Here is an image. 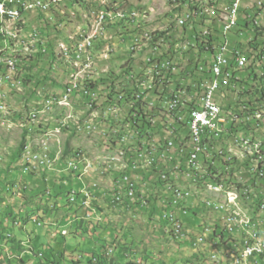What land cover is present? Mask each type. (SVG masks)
<instances>
[{"label":"built area","instance_id":"built-area-1","mask_svg":"<svg viewBox=\"0 0 264 264\" xmlns=\"http://www.w3.org/2000/svg\"><path fill=\"white\" fill-rule=\"evenodd\" d=\"M84 1L78 0L81 4ZM63 2L64 0H0L2 50L6 43H13L14 47V59L11 62H0V105H4V99L9 97L4 88L17 89L15 80H21L22 75L19 74L21 67L34 61L39 53L45 54V58L51 64L50 54L46 50L49 44L42 37L43 32L39 29L40 32L37 30L28 32L25 16L39 12L50 19L54 13L53 7ZM168 2V17H174V32L166 36L171 37L182 29L181 37L177 41L159 37L150 48L151 54L144 59L139 57L138 62H131L129 51L143 39L145 32H149L141 29L139 21L148 14L143 13L142 8V11L133 12L127 7L128 5L123 7L116 2L89 8L84 16L87 20H91L93 33H99V44L91 45V37L82 38L84 26L78 28L76 34L68 36L66 69H61L60 75L70 73V82L61 85L57 97L78 94L90 103L100 102L105 106L108 103H117V110L110 113L123 115V125L119 126H124L127 134L142 133L141 147L144 148V153H149L144 146V139L158 141L160 145H164V152L158 154L159 164H156L155 172L147 171V163H141V167H134V161L129 155L124 157V167H115L112 163L102 162L104 169L122 172L132 170L134 173L140 171L154 175L157 174L158 167L170 164V167L177 169L176 178L158 175L161 187L167 194H170L167 191V182L207 178V173L203 176H188L184 171V164L205 165L207 172H212L213 169L214 179L210 180L228 188V181L235 177V172L224 152L218 150V142L226 139L241 140V143L248 145V154H239V160L242 161V175L251 181L259 199L264 195V170H260V163L264 160V113L249 112L248 109L243 108V101L254 100L264 106V95L253 96V89H259L264 76V40L261 36V25L252 27V17H259L264 13V0H210V6H205L204 11H197V2L201 0H168ZM171 4H178L177 16H170ZM3 12H12V20L4 21ZM196 14H203V21H196ZM104 19H111V26H104ZM117 20H120L123 26L127 23L133 30L125 31L126 34L120 31L114 36L113 28ZM15 25L16 27H13ZM6 26L13 28L8 29ZM20 32L35 36V43L31 45L33 60H26L19 42L11 40V33ZM114 39L120 41L117 45L120 52L115 51ZM253 40H260L258 50H250V43ZM178 41H186V48L177 49ZM121 52L127 57L122 64L125 66L113 74L110 66L104 63L111 61ZM185 54L191 58H184ZM17 55H24V62H17ZM77 58H87V65H77ZM92 60H99V68H92V78L88 82L92 80L101 82V91L97 94H89L87 84L85 89L77 88L79 70L83 66H92ZM182 62L185 64L184 67L181 66ZM195 63L198 64L199 69L193 75ZM129 68L131 71L125 74L123 70ZM247 68L249 71H246ZM137 73H147V80L137 81ZM53 74L55 73L52 72ZM175 80L193 83V90L189 93L181 92V101H177L175 105H162L161 97L168 96L173 90H179ZM125 85H132V92H125ZM48 91L49 89L40 94L45 99V105L51 100L48 99ZM124 94H131V101L128 105H119V97ZM130 113L133 114V119L129 118ZM91 114L96 113L73 111L72 118L77 119L79 129L88 131L96 129L98 125L118 126L111 121L101 124L84 122V115ZM32 118L29 117L24 123H32ZM58 121L54 129H67L62 117ZM144 123L145 125L149 123L153 129H141ZM182 124H187V133L196 136V143H181ZM44 127L45 131L51 130V122L44 124ZM205 136H214L213 145L203 144ZM106 143L109 144V141ZM50 153L51 151H43L36 158L42 164H46ZM149 155V163H151V153ZM245 163H252L253 171H246ZM73 164H78V170L91 166L83 155ZM130 185L136 184L126 173L120 182V188L114 189V192L130 191ZM88 192L89 190L81 192L84 199ZM174 198L183 197L174 195ZM134 199L135 193H132L131 202ZM190 200L185 198V203ZM113 201L115 204L121 203ZM75 202L73 200V203ZM203 204L206 208L215 207L210 203ZM221 211L225 210L216 207L217 214H221ZM160 215L164 218V216H172V212L162 211ZM222 219L227 233V226H233V219ZM179 225L183 228L182 224ZM242 226L245 224L242 223ZM245 247L255 257L264 256L260 249Z\"/></svg>","mask_w":264,"mask_h":264},{"label":"rangeland","instance_id":"rangeland-1","mask_svg":"<svg viewBox=\"0 0 264 264\" xmlns=\"http://www.w3.org/2000/svg\"><path fill=\"white\" fill-rule=\"evenodd\" d=\"M87 2L88 5H90L89 8H94L92 5H95V7L97 8V6L99 7V5L104 6L106 4H113V2H116L120 6L123 5V7L124 5H128L127 7L132 9L133 12H139L143 9V13L148 14L146 18L140 19L139 21L141 24V29L149 32H145L143 39L139 43H137L136 46H133L130 49L129 58L131 59V62H138L139 57H141V53L144 54L148 51L144 55L146 57L150 55V48L154 45L150 42L154 40V34L156 32L165 31L168 26L171 25V22H174V19L169 20V3L166 2V0H87ZM61 6L62 7L58 8V11H54V15L52 16L54 21H52L50 24L47 22L48 19L42 16H38L37 13L29 14L28 16L31 17L32 21L31 24H27V31L30 32L40 30L44 32L48 27L53 28V31H50V36H55V39L52 38L53 42L56 41V39L59 40L60 38L65 41V38L66 36H68V34H76L75 31L78 28L83 27L84 23L87 22V19L84 16L85 11L83 9L70 11L67 6L64 7L63 4H61ZM173 8L174 7L170 5L171 11L174 10ZM56 14L59 15L55 16ZM104 21V26H111V19H104ZM196 21H203V18H201V20L199 18V20ZM116 23L119 24L121 23V21L117 20ZM6 27H8L9 29L16 27V25L13 27ZM54 28H56L58 31L54 30ZM124 29L125 31L133 30L130 26H128L127 23H124V28L121 31L123 32ZM182 31V29L179 30L178 33L171 36V39L174 41L179 40ZM62 33H65L64 37L62 36ZM45 34H48V32ZM113 34L115 36L119 34V31H113ZM148 36H151L152 38L150 41L147 39ZM90 37L92 45L99 44V33H93V25H91V20L87 28H83L82 31V38ZM11 40L19 42V45L22 46V52L25 54L26 60H33V46L31 45L35 42V36H31L27 32H23L19 36L17 35V33H11ZM114 40L115 51L120 52V49H118L117 47L120 41L117 39ZM185 43L183 45H185ZM1 46L2 45H0V49L2 50ZM180 49H182V47ZM1 50V62H7L8 60L11 61L14 59L13 43H6V45L4 46V50H2V52ZM57 51L59 52L60 60L66 61L63 65V69H66L67 57L64 56H66V54L68 53V46H66V43L62 42L58 46ZM5 52H8L7 55ZM2 53H4L5 55ZM23 57L24 55H17V62H24ZM187 57L191 58L190 56ZM122 59L123 57L120 53L115 55L114 59L112 60L113 64L111 65V67H113L114 70L119 71ZM92 61V66H83V68L81 69L82 71L79 70V76L77 77V82L79 84L77 83V88L85 89L84 87H86L87 84L89 94H97L101 91V82L99 80H92L91 82H88L92 78V68H99V61L98 63L97 60ZM77 65H87V58H77ZM181 66L184 67L185 64L182 62ZM52 67V72H54L55 74H50V76L48 77L49 81L47 83V87H53L55 84L64 85L66 81L67 83L65 85H67L70 82V73H62L60 75L61 68L59 66L57 67V64H54ZM27 68L31 70L27 73L24 72V79L26 78V76L28 77L27 85H21V80H15V87L17 88V90H15L13 94V97L15 96V98L8 99V103L14 110H12V116L8 118V120L10 121L5 123L3 121H0V153L2 154H0L1 185H4L6 183L7 179H5V175L11 174L12 170H16V175H19L20 171L21 173H23L22 168H24L26 163L28 165V167L25 168L27 172H37L41 170L33 169L34 161L39 150L51 151L52 149L56 153H58L59 150H62L64 153L66 149H69L71 152V154L69 155L70 158H73L74 156H77L76 154L81 153V155L86 158V161L91 163L90 168H84V170H89L88 174L92 172V165L94 166L95 162L96 166L98 167L97 169L99 172H101V174H107L105 171H103L102 162L112 163L115 167H124V158L121 159L120 154V152L124 151V149L126 150V154L124 157L129 154L131 159L136 160V154L140 150L139 144L141 142V138L131 135L132 138H130V140H128L126 144H123L119 141L120 138L126 135V128L124 126H119L123 125L122 114L112 115L110 113V111H116L117 103H114V105L113 103H108L107 106L101 105L100 102L90 103L85 100L84 97H80L78 94H70V96L57 97V95L49 90L48 99L51 100L47 103V105H45V99H43L42 96H37L35 94L36 91L30 97L29 95L33 93V89H36V87L40 88V94L44 91L42 90V87L45 85L47 80V77H44L45 74L48 75L47 66L38 67V64H33L31 67L29 66ZM137 75L140 76L142 75V73H137ZM66 76L68 77V80ZM180 85L181 87L179 90H173L172 92L180 94L182 91V87L183 90H186L189 89L190 85L193 86L192 83H188L185 85L182 82L180 83ZM125 86L129 87L131 85ZM5 99V104L0 105L6 110V112L2 113V115L9 116L10 111L8 109V106L6 105ZM35 100H39L35 103L37 105V109L35 107V104L33 103ZM128 104L129 103H127L126 105ZM73 111H81L83 113H93L94 111L96 113L91 115H84V122L101 124L111 121L118 126L98 125L96 129L90 131H88L87 129H79L77 119L72 118ZM33 114H37V117L35 119L32 118V121L34 120L33 122L37 121L36 123H26L23 125L21 124L20 120H25L28 115L32 117ZM51 115H54L55 119L53 122L51 121L52 130L49 131L56 133V137L54 136L55 138L46 140V138H42V134L39 133V131H41L40 126L46 124V116L50 117L51 120H53ZM61 117L62 121H65L67 129H54L56 128L55 126L58 124V120H60ZM30 127L33 128L32 132L29 129ZM40 140V149L38 150V141ZM107 141H109V144L106 143ZM25 145L31 147L30 150L31 152H33V156L30 157L29 150H25L23 148ZM12 153H14L15 155H13L12 160L10 161ZM27 153H29V155H27ZM59 155L60 152L58 153V156ZM81 155H78V159ZM49 158H51V155L49 156ZM74 162L68 161L67 169L63 164L64 162H62L61 170L63 169L64 171H66V174L70 173H68L67 171L78 170V164H73ZM52 163L53 162L51 161L50 166H47L45 164H41V166L43 168H50L52 167ZM58 163L56 164V166L58 165ZM69 164H72V166H69ZM56 166L54 168H56ZM77 172H79V170ZM44 173L45 172H43V174ZM158 173H160V171H158ZM158 173L155 175L156 177H158ZM43 174H31L33 177L40 176L44 184L38 186V189H36V192L35 194H33V196L29 194L31 191H33L30 186H28L27 189L23 188L22 197H16V201L14 203L13 201H11L12 199H14V194L10 192L15 191L12 190V188H10V190H12L10 192L5 193L1 191L2 194L0 195V237H3V235H11L13 239H22L25 242L27 248L31 247L35 250V254L32 255V260H27V262L24 264H29L30 262L31 264H89L88 260L92 255L100 256V254H102L104 250L108 249H115L113 261L116 263L122 262L121 264H128L132 261H135V263L137 261H142L143 264H210L212 263L213 254H216L218 257H220L221 264H236L235 259L237 256H239L240 247L239 245H237L239 243V234H236L234 226L231 231L227 230V233L230 237L234 234L236 235H234L232 239L224 242L225 244L221 243L218 238L213 236V233L207 235L203 243L197 244L194 242L197 236H192V233H190L189 230H186L187 228L184 229V233L185 236L187 234L188 236H191L190 239L176 238L173 237V234L166 230V228L162 224L149 222L147 213H145L141 207L123 208L116 207V204L111 203L110 199L113 193L112 184L116 182L113 174L111 173L105 176L93 170V174L98 175H96L93 179H91V181H88V183H86V186L88 188L90 187L89 189L93 190L92 192L89 190L83 203L84 205H89L82 206L80 204V206H78L77 208L75 207L76 205H71L76 209H70L69 206L70 201L73 203V200L76 201L78 199V197H76V191L78 189L77 183L72 181V179L71 181H67V183L62 186L63 192L59 195H56L55 187L53 186V183H50L52 181V179L50 178L51 173H48L47 177H45V179L49 180H44L43 178L45 175ZM58 174L59 173H55L53 174V176H58ZM26 175L28 176V174ZM86 175L82 177L80 176L81 180L83 179V181H85L87 179ZM242 180L246 181L247 178L242 177ZM151 182L154 183L155 181ZM1 185L0 188L2 189L3 187ZM10 185L11 184H9V186ZM192 191H195V189H192ZM69 192H72L70 194V201H68L67 196ZM195 193L196 195L190 202V206H195L199 210L198 215L196 214V217L199 221L194 225L196 232H198L199 235L204 234L203 228L204 226H207V223H213L211 225L213 229L215 228V224L217 223L219 224L218 226H220V228H223L220 224V221L217 220L218 216L215 214L216 212H212L210 208L206 209L203 204V199L207 194H197L198 192ZM15 194H17V192ZM150 194L151 192L149 189L145 190L144 187H141L140 192H138L139 197L137 199V202H140V206L142 205L143 201L147 199L150 200V207L153 206V208H155L156 206H158V203L160 201V194L153 198ZM200 195L202 197H200ZM29 196L32 198H29ZM163 198L167 199V193H163ZM22 199L26 202L24 205L21 203ZM262 199L263 196L258 200L261 201ZM30 200L34 201L38 206H41V203L44 202L49 205L52 204V202H54L55 200H58V203L60 202L62 206L56 211L52 210L48 212H54V218H58V220L60 218L64 219L62 227H48L49 225H46V227H40L38 223H35L33 221L37 220V222L40 223H47V221L44 219V217H41L39 216V214L35 213L34 215H32L33 221L28 223L29 233H26L25 236H22V232L19 228H17V226L15 227L14 223L16 221L23 222V219H25V215L19 214V211L23 209V206L26 209L31 207L32 202ZM86 202L87 204H85ZM160 204L162 205V202H160ZM221 215L223 218L222 213ZM170 226L171 230H173V227L175 225L170 224ZM220 228H218V231H220ZM47 229L53 231L52 236H57V239L62 240L59 248H66L67 250L64 253L60 250L56 251V255H53V253L49 252V248L47 246L52 242V236H45L44 231ZM260 229L261 234H264V224H261ZM55 232L57 233L56 235H54ZM258 234L260 236L259 229ZM38 236H40L39 240H37ZM241 239L244 245V249L246 239L242 235ZM58 241H54V244L58 243ZM257 241L259 244H263L264 246V240H262L261 236L259 239H257ZM2 243L5 244V241L2 240ZM2 247L4 250H2L1 253H4V255L6 254L7 256V247L3 245ZM103 248L105 249L102 250ZM39 255H41V257H39ZM79 256L83 257L81 262H77ZM130 256H132V259ZM241 257V260H237L238 264H246L248 260L255 258L254 255L247 258H245L244 255H242ZM12 260L9 264H22L21 262L19 263L20 260L18 259H15V261ZM99 260L100 262H97L98 264H105L104 259H101L99 257L98 261Z\"/></svg>","mask_w":264,"mask_h":264},{"label":"bare ground","instance_id":"bare-ground-1","mask_svg":"<svg viewBox=\"0 0 264 264\" xmlns=\"http://www.w3.org/2000/svg\"><path fill=\"white\" fill-rule=\"evenodd\" d=\"M166 2H168V0H166ZM171 6L174 7L173 8L174 10H172L174 12V16H177L178 4H171ZM205 6H210V0H201V2H197V11H204ZM196 17H197V20H199V18L201 20V18H203V14H196ZM3 19H4V21H11L12 12H3ZM87 22L88 23L85 24L86 25L85 28H87L88 24H90V20H87ZM259 25H261V36H262V40H264V13H261L259 15V17H252V27H259ZM21 33H23V32L17 33V35L19 36ZM147 39L150 41L152 38H151V36H148ZM257 41L260 42V40H253L250 43V50H252L251 49L252 44L256 43ZM63 43H66V42H63ZM150 43H153V42L151 41ZM258 46H260V45H258ZM181 47H182V49H185L186 43L183 46H180V45L177 46L178 49H180ZM5 49H6V47H5ZM12 52H13V50H12ZM30 52H31V50H30ZM7 53H6V55H7ZM2 54H4V53H2ZM56 55L58 57V60L55 62L51 61V70H53L52 66L54 64H57V67L59 66L61 69H63V65L66 62L64 60H60L58 51H57ZM30 57H31V55H30ZM64 57H66V56H64ZM23 59H24V57H23ZM11 61L8 60L7 62H11ZM84 79H86V78H84ZM138 80L139 81L147 80V73H142V75H140V76L137 75V81ZM85 83H87V82H85ZM192 85H193V83H192ZM129 87L132 90V85ZM192 87L193 86L190 85L189 89H186V90H183V87H182L181 92L182 93H189L190 90H193ZM126 90H128V88ZM52 93L57 95V92L52 91ZM260 95H264V76L261 79V86H259V89H253V96H260ZM121 100H122V98L120 97L119 98V105H121V103H120ZM177 101H181V93L178 94L176 92L173 93L171 91V93L168 96L161 97V104L162 105H175L177 103ZM36 102H38V101H36ZM55 104H56V102H55ZM113 105H114V103H113ZM52 106H50V107H52ZM35 107L37 109L36 104H35ZM54 108H57V107H54ZM243 108L248 109V111L253 113V114L264 113V106H261V104H259L257 101H254V100H252L251 102H248V100L243 101ZM40 110H41V108H40ZM0 112L5 113L6 110L0 106ZM33 115H32V117L35 119L37 117V114L34 116ZM29 117H30V115H29ZM38 120H39V117H38ZM33 121H32L33 124L37 122V121L36 122H33ZM45 121H46V124H48L52 120L50 117L46 116ZM4 122H6V121H4ZM46 132L47 131H44L42 138L45 137L47 140V139H53L56 137L55 136L56 133H53L50 131H48L47 133ZM132 136L140 137L142 140V133H135V135H132ZM132 136L126 133V135L123 136L122 138H120L119 141L123 144H126L127 141L130 140V138H132ZM42 138H41V140H42ZM41 140L38 143L39 149H40ZM181 143L182 144L196 143V136L193 135V133H187V137L186 136L184 137L183 135H181ZM213 143H214V136L203 137V144L213 145ZM139 145H140L139 146L140 150L136 154L137 158H136V160L133 159L134 160V167H141V163H147V171L148 172H155L156 171V164H159L158 154H159V152H164V145H160L158 141L153 140V139H144V146L149 151V153H151V163H149L150 162L149 153H144V148L141 147V142ZM218 150L221 152H224V156L230 160V163L232 164V168H234L235 177H232L230 179V181H228V188L221 186V185H217L216 181L210 180V179H214V172H207V166L198 165V164H184V171H186L188 176H203L205 173H207V178H188V179H182V180L167 182V191H169L170 194H167V200L168 201L164 200L163 203L171 204L172 207L176 208V207L181 206L182 204L185 203V198L193 199L194 196L196 195L195 192H198L197 194H199V193L207 194L205 196V198L203 199L204 203H210L211 205L215 206V207H207V209L210 208V210L212 212H216V207L225 210V211H221V213L223 214V218L233 219V226L235 227V232L240 233L246 239L245 246H248L249 248H252V249H260L264 253L263 244H259L257 241V239H259L260 236L258 234L259 221H258V218H256V212L257 211H259V214L264 215V195H263V199L257 203L256 202L258 200L257 190L253 189L251 181L248 178L246 181L242 180V177H245V176L242 175V161L239 160V154H248V145L241 143V140L226 139V141L218 142ZM43 151H46V150H42V151L39 150L36 157H38L40 154H42ZM125 151L126 150L124 149V151L120 152L121 159L124 158V156L126 154ZM50 155H51V153H50ZM78 155H81V154H78ZM78 155L74 160H71V161L72 162L78 161L79 160ZM29 156L30 157L33 156L32 153H30ZM49 156L46 159L45 165H47V166H50V163L52 161L51 158H49ZM41 164H42V162H39L37 160V158H35L33 169H35V170L46 169V168H43L41 166ZM67 164H68V162H67ZM67 164H66V167H68ZM69 166H72V164H69ZM27 167H28V165H27ZM82 170H84V168ZM158 170L160 171V173H158V175H160V176H163L166 178H176L177 177V169L176 168H172L170 166L169 167L160 166ZM245 170L246 171H253V164L252 163H245ZM260 170H264V160H262V163H260ZM69 172L80 174L82 177V176H85L86 174H88L89 170L85 169L84 171H81V172H77V171H69ZM119 188H120V182L118 183V185L116 186L115 189H119ZM192 189H195V191H192ZM132 193H135V197H136V195H137L136 185H130V191H124V193L114 192V200H115V202H121L122 203L124 201V199L127 198V200L129 202H131ZM174 195H180L183 198H174ZM200 197H202V196L200 195ZM85 204H87V202ZM210 210H208V211H210ZM184 214H186V212H184ZM174 218H178V216H177V214L172 212V216H164L163 220H165L169 224L175 225L173 227L174 229L172 230V232L176 237L183 236L184 235V228H181V226L179 225L182 223L180 222L179 219H174ZM242 223H244L245 226H242ZM176 226H177V228H176ZM233 226H231V228H230V226H227V230L231 231ZM199 242L200 243L203 242V239L200 238ZM242 245H243V242H242ZM242 255H244L245 258H247V257L253 256L254 254L251 253L250 251H248L246 247L243 249V246H242Z\"/></svg>","mask_w":264,"mask_h":264},{"label":"clouds","instance_id":"clouds-1","mask_svg":"<svg viewBox=\"0 0 264 264\" xmlns=\"http://www.w3.org/2000/svg\"><path fill=\"white\" fill-rule=\"evenodd\" d=\"M69 2H71L72 4L70 5L69 4ZM63 4V6H71V8L69 9L70 11H73V10H84L85 12L86 11H88V9H89V7H87L86 8V5H88V2H87V0H85L82 4L80 3V2H78V0H64V2L62 3ZM61 6V4L59 5V6H55V7H53V11H58V8ZM100 6V5H99ZM98 7V6H97ZM85 12H84V14H85ZM37 14H38V16H43L41 13H39V12H36ZM83 14V15H84ZM29 15V14H28ZM28 15H26L25 16V19H26V22H27V24H31V21H32V19H31V17H29ZM54 15V13L52 14V16ZM52 16H51V18L49 19V18H46V19H48L47 20V22L50 24L52 21H54V19L52 18ZM44 17V16H43ZM82 17V16H81ZM28 28V27H27ZM59 29H62V28H59ZM54 30H57L56 28H54ZM50 31H53V28H47L44 32H43V38L48 42V44H49V46L48 47H46V50H48V54H50V55H53V58H52V60H56L57 59V55H56V51H57V48H58V46H59V44L61 43V42H67L68 41V36H69V34H68V36H66V38H65V41L63 40V39H56V41H54L53 42V40H52V38L53 39H55V36H53V37H51L50 36ZM58 31V30H57ZM48 32V34H45V33H47ZM48 35V36H47ZM62 36L64 37L65 36V33H62ZM0 45H2L3 44V42H2V40H0ZM121 54V56L123 57V59L121 60V64H120V67H119V71L121 70V69H123L124 68V66L125 65H122L124 62H125V60L127 59V57H125V56H123V54H122V52L120 53ZM117 55V54H116ZM115 57V56H114ZM114 57L112 58V60L114 59ZM144 57H145V55L144 54H142L141 55V59H144ZM112 60L111 61H109V62H105L104 63V65L105 64H108L109 66H110V68H112V70H110V71H112L113 73H117V72H119V71H116V70H114L113 69V67H111V65L113 64L112 63ZM33 64H38V67L39 66H41V67H44V66H47V71H48V75L47 74H45V78L47 77V80H46V83H45V85L42 87V90H44L42 93H44V92H46L48 89L49 90H52V91H54V92H59L60 90H61V88H62V86L61 85H57V84H55L53 87H47V83H48V81H49V79H48V77L50 76V74H52V70H51V64H50V62L48 61V59L47 58H45V54H42V53H39L38 54V56H37V58L34 60V61H32L31 63H29V64H27L26 66H24V67H21L20 68V71H19V74L20 75H22L21 76V85L23 84V85H27V82H28V79L26 80V82L24 83V80L27 78V76H26V78L24 79V77H25V68H27V67H31ZM37 70V69H36ZM184 83L185 85L186 84H188V82L186 81V82H183V80H180V83ZM54 83V82H53ZM20 85V86H21ZM19 86V87H20ZM39 89L40 88H38L37 90L34 88L33 89V93H31L30 95H29V97L32 95V94H34V92H35V94L37 95V96H40V93H39ZM15 90H17V89H15ZM15 90H12L11 88H4V91L5 92H7L8 93V95H9V97H7L6 99H5V102H6V105L8 106V109H9V111H10V115L9 116H7V117H5V118H3V115L2 114H0V121H7V122H9L10 120H8V118L9 117H11L12 116V108H11V106H10V104L8 103V99H13V98H15V96L13 97V94H14V91ZM42 100V99H41ZM36 101V100H35ZM35 101L33 102L34 104H35ZM37 101H39V100H37ZM35 109V108H34ZM14 111V110H13ZM51 117L53 118V120H52V122L54 121V119H55V116L54 115H51ZM3 118V119H2ZM28 118H29V115L27 116V118L25 119V120H20L21 121V124L23 125V124H26V123H24V121H27L28 120ZM52 122H51V124H52ZM5 123V122H4ZM27 123H30V122H27ZM30 124H32V123H30ZM40 128H41V131H39V133H41L42 135L44 134V131L46 130V128L44 127V125H42V126H40ZM30 129V131L32 132V130H33V128H29ZM72 129H75V128H72ZM71 130V129H70ZM38 143H39V141H38ZM25 150H29V153H33V152H31V150H30V148L31 147H29V146H24L23 147ZM38 150H39V146H38ZM37 150V151H38ZM66 150H69V149H66ZM66 150L64 151V153H63V151L62 150H59V152H60V155H59V157H53V150L51 149V160L53 161V163H52V167H50V168H46V169H41V170H39L38 172H27L26 170H25V168L27 167V163H26V165L24 166V168H22V172L24 171V173H26V174H35V175H39V174H41V173H43L45 170H47V169H51V168H53L54 169V167L56 166V164L58 163V162H64L63 164H64V166H65V168H66V164H67V162L68 161H71V160H74L77 156H74L73 158H70V154H71V152H69L68 154H66ZM36 152V151H35ZM29 153H27V155H29ZM78 154H81V153H78ZM78 154H76V155H78ZM129 155V154H128ZM73 156V155H72ZM65 157H66V160H65ZM85 158V157H84ZM86 159V158H85ZM129 161V160H128ZM165 165H167V167H169L168 165H170V164H165ZM92 167H93V169H92V171L94 170V166L92 165ZM102 168H103V171H105L107 174H109V173H113V174H115V175H117L118 176V179L116 180V178H115V183H113L112 184V187H113V193H112V196H111V199H110V202L111 203H114V201H113V194H114V189L116 188V186L118 185V183L119 182H121V180H122V178H123V176H124V174H128L129 176H130V178H132L131 180L135 183V180H136V176H138V177H140L142 174H144V172H140V171H138V172H136V173H134L132 170H126L125 172H122V171H117V170H107L106 168L104 169V167L102 166ZM158 169H159V167H158ZM158 171L159 170H157V173H158ZM67 172H69V171H67ZM71 174H73V175H76V176H78L79 178H80V174H77V173H73V172H70ZM92 173V172H91ZM90 173V174H91ZM90 174H88V175H90ZM152 175V174H151ZM156 174H154V175H152V179H153V181H155V183H157V180H156V178H158V180H159V177H156L155 176ZM87 176V175H86ZM155 177V178H154ZM135 178V179H134ZM80 180H81V178H80ZM83 180V179H82ZM136 184V183H135ZM157 185V187L160 189L159 190V193H157V195L158 194H160L159 196H160V201H159V203H158V206H156L155 208H153L154 209V211H156V213L154 214L155 216H157V217H159V219L160 220H162L163 222H165L166 224H167V227H166V230H168L169 232H171L172 234H173V232H172V230H171V226H170V224L168 223V222H166L165 220H163V218H162V216L160 215V213L162 212V211H169V212H174L175 214H177V216H178V219L180 220V222L182 223V225H183V228L184 229H186V230H188L189 229V227L191 226L188 222H187V220L188 219H190L191 217L192 218H197L196 217V214L198 215V213H199V210L195 207V206H190V202L192 201V199L188 202V203H184V204H182L181 206H178V207H176V208H174V207H172L171 206V204H163V202H164V200H166V201H168L166 198H163V193H165V191L162 189V187H161V185L159 186L158 184H156ZM138 186L139 185H136V190H137V195H136V197H135V199H134V201L133 202H129L128 200H127V198H125L124 199V201L122 202V203H120V204H116V207H123V208H133V207H141L142 209H143V211L146 209V208H149L150 209V211H152L151 213L153 214V210L151 209L152 208V206L150 207L148 204H147V201L145 200V201H143V203H142V205L140 206V205H136L137 204V199H138V197H139V195H138V192H140V190L141 189H139L138 188ZM150 187V188H149ZM149 187H147V188H145V190H150V192L152 193L153 191H152V187L151 186H149ZM18 188H19V190H23V186L22 187H18V186H14V187H12V190H15L16 192L17 191H19L18 190ZM28 187H26V189H27ZM139 189V190H138ZM12 190H8L9 192L10 191H12ZM83 190H90L91 192H92V190L93 189H86V188H84V189H82L81 191H76L77 192V196L76 197H78V199L76 200V202L75 203H72L71 201H70V194L72 193V192H69L68 193V201H70V206L71 205H76L75 207H78V206H80V204L82 205V206H88V205H84L83 203H84V197H83V195H82V191ZM155 190V189H154ZM78 192H80L79 194H78ZM90 192V193H91ZM66 193H67V191H66ZM79 198H83L82 200H80L79 201ZM141 198V197H140ZM160 202H162V205L160 204ZM257 203L259 202V200H257L256 201ZM115 204V203H114ZM205 206V205H204ZM192 208V209H191ZM206 208V207H205ZM207 209V208H206ZM193 211V212H192ZM184 212H186V214H184ZM217 216H218V219L217 220H219L220 221V224L222 225V227L223 228H220V226H218L219 224L217 223V224H215V228L213 229V227L211 226L213 223H211V224H209V223H207V226H204V228H203V233L204 234H198V232H197V238H196V240L194 241L195 243H197V244H201V243H203L204 241H205V238L207 237V235H210V234H212L213 233V236H215L216 238H218V240L221 242V243H223V244H225L224 242H226L227 240H230V239H232L233 237H234V235H236V234H239V240H240V242L237 244V245H239V247H240V252H239V256H237L236 257V259H235V263L236 264H238L237 263V260H241L242 259V239H241V234L240 233H236V234H234L233 236H231V237H228L227 236V233H226V231H225V228H226V225L224 224V222H223V219H222V215L221 214H217V213H215ZM151 216V215H150ZM32 217V216H31ZM33 218V217H32ZM256 218H258V221H259V229L261 228V224H264V215H261V214H259V211H257L256 212ZM25 219H26V217H25ZM25 219H23V221L25 220ZM187 219V220H186ZM148 220H149V218H148ZM158 220V219H157ZM198 220V219H197ZM31 221H33V219H31ZM33 222H35V223H38V225L39 226H42V224L43 223H40V222H37V220H35V221H33ZM23 222H15L14 223V225H15V227L17 226V228H19L20 229V227H21V224H22ZM159 224V223H158ZM209 224V225H208ZM22 227H24V225H22ZM218 228H220V231H218L219 229ZM212 230H213V232H212ZM188 234L185 236V233H184V235L183 236H180V237H176L174 234H173V237H176V238H187V239H190V237L191 236H188ZM195 236V235H194ZM222 236H224V237H222ZM260 236H261V238H262V240H264V234H261V229H260ZM200 238H202L203 239V242H199V239ZM2 240H4L5 241V244L4 243H2ZM8 241H9V244H8ZM2 245L3 246H6L7 247V249H6V252H7V256H6V254L4 255V253H1L2 252V250H4L3 249V247H2ZM226 245H228V244H226ZM9 246V247H8ZM105 248H103L102 250H104ZM24 250V251H23ZM34 249L33 248H31V247H26V244H25V242L24 241H22V240H16V239H13L12 238V236L11 235H8V236H5V235H3V237H0V264H9L10 263V261L12 260V261H15V259H18V260H20L19 261V263L21 262L22 264H24V263H26V260H25V254H32V255H34L35 254V250L33 251ZM114 252H115V249H108V250H104L103 251V253L102 254H100V256H94V255H92L91 256V258L88 260V263L89 264H98L99 262H100V260L98 261V258L100 257L101 259H104V261H105V264H108L110 261H112V262H114L113 260H114ZM3 255H4V257H3ZM39 257H41V255H39ZM131 257V259H132V256H130ZM26 258H28V259H30V260H32V256H28V257H26ZM82 259H83V257L82 256H79V258H78V260H77V262H81L82 261ZM132 261V260H131ZM98 262V263H97ZM130 262V261H129ZM115 264H121V263H116V262H114ZM130 263H132V264H143V262L141 261V262H139V261H137L136 263H135V261H132V262H130ZM261 263H264V256H261V257H256V258H253V259H251V260H248L247 262H246V264H261ZM129 264V263H128ZM210 264H221V261H220V257H218L216 254H213V256H212V263H210Z\"/></svg>","mask_w":264,"mask_h":264},{"label":"crops","instance_id":"crops-1","mask_svg":"<svg viewBox=\"0 0 264 264\" xmlns=\"http://www.w3.org/2000/svg\"><path fill=\"white\" fill-rule=\"evenodd\" d=\"M69 4L71 5L72 3L69 2ZM70 5L67 6L69 9L71 8ZM89 6L90 5H86V8L89 7ZM92 6H95V5H92ZM60 7H62V6H60ZM58 15L59 14H56L55 16H58ZM86 23H88V22L84 23V28L86 27V25H85ZM122 54H123V52H122ZM67 80H68V77H67ZM66 83H67V81H66ZM26 146H28V145H26ZM58 153L54 152V150H53V157H56V158L59 157ZM13 155H15V154L12 153L10 161L12 160ZM61 164H62V162H59L58 165L56 166V168L47 169V170L44 171L45 172L44 174L42 173L43 175H45L44 178H43L44 180H49V179H45V177H47L48 173H51L50 178L52 179V181L50 183H53V186L55 187V191H56L55 194L56 195H59V194H61L63 192V187L62 186L65 185V183H67V181H69V180L71 181V179H72V181L77 183V185H78V189L77 190L78 191H81L84 188L89 189L90 187L88 188L86 186V183H88V181H91V179H93L96 175H98V174L94 175L93 171H92V173L90 175H87V179L85 180L86 181L85 182L83 180H79L80 178L78 176L73 175V174H71L69 172H68L69 174H66L65 173L66 171H64L63 169H62L63 171L61 170V167H62ZM97 168L98 167L96 166V162H95L94 171L98 172L99 174H101V172H99ZM15 172H16V170H12L11 174L5 175V179H7V180H6V183L4 185L0 184L3 187L2 189L0 188V195L2 194L1 191L5 192V193L9 192L8 190L10 188L14 187V186L15 187L16 186H18V187H22L23 186L24 189H26V187L30 186L33 189V191H31L29 194L31 196H33V194H35V192H36V189H38V186L44 185L43 184V180H42V178L40 176H36V177L34 176L33 177L31 174H28V176H27L26 173H24V171H23V173H21V171H20L19 175H16ZM53 172L59 173L58 176H53V174H55ZM111 174H113V173H111ZM101 175L107 176L108 174H101ZM142 176L143 175H141V177ZM113 177H114V179L117 178V176L115 174H113ZM136 177L138 178V176H136ZM64 178H65V181H64ZM2 180H4V179H2ZM9 184H11V185L9 186ZM18 190H19V188H18ZM10 193L14 194V197H13L14 199L11 200L14 203L16 201V197H22L23 190L17 191V194H15L16 191H12ZM29 198H32V197L29 196ZM0 199H1V197H0ZM82 199L83 198H79V201L82 200ZM22 200H21V203L24 205L26 202H25V200H23V201ZM58 200H60V199H58ZM58 200H55L54 202H52V204H49V205H47L45 202L44 203L40 202L42 204L41 206H38V205L35 204L34 201H31L32 202V206L29 207L28 209L24 208V206H23V209L19 211V214L25 215L26 219L23 221V223L21 224V227H20V231L22 232L21 235L25 236L26 233H29V231H28V223L32 222L31 219H33V218L31 216L34 215L35 213L39 214V216H41V217H44V219L47 221V223H43L42 226H40V227H46V225H49L48 227H57V226H61L62 227V223H63L64 219L60 218L58 220V218H54V212L53 213H49L48 212V211H52V210L56 211L62 206L60 202L58 203ZM8 202H10V201H8ZM69 208L71 209V208H74V207L69 206ZM76 208H74V209H76ZM44 214H45V216H44ZM58 221H59V223H58ZM198 221L199 220H197V218H192V217L187 220V222L191 225L188 230L190 231V233H192V236H194V235L198 236L197 232H196V229H195V226H194ZM22 225H24V227H22ZM44 233H45L46 237H48V236L51 237L53 235V231L50 230V229L45 230ZM56 234L57 233L55 232L54 235H56ZM58 234H59V231H58ZM39 239H40V236H38L37 240H39ZM20 240H22V239H20ZM56 240L57 241L59 240V241H58V243L54 244V241H56ZM61 242H62V240L57 239V236H52V242L47 246L49 248V252L53 253V255H56V251L57 250H60V251H62L64 253L67 249L63 248V247L59 248ZM239 242H240V240H239ZM28 256H32V254H25L24 257H25L26 262H27V260H30V259L26 258ZM29 264H31V262Z\"/></svg>","mask_w":264,"mask_h":264},{"label":"trees","instance_id":"trees-1","mask_svg":"<svg viewBox=\"0 0 264 264\" xmlns=\"http://www.w3.org/2000/svg\"><path fill=\"white\" fill-rule=\"evenodd\" d=\"M178 13V12H177ZM170 16H174V12L172 11V12H170ZM174 18L173 17H169V20H173ZM196 20H197V17H196ZM116 25H115V27L113 28V31H121L123 28H124V26L122 25V23H119V24H117V23H115ZM174 32V22H171V25H169L168 26V28L165 30V31H160V32H156L154 35H155V38H154V41H152L153 43H151V44H155L154 42H156L157 40H158V38L159 37H161V38H165L166 40H169L171 37H167L166 35H171L172 33ZM123 33L124 34H126V32H125V29L123 30ZM186 33H187V31H186ZM156 40V41H155ZM186 41H178L177 42V45H183L184 43H185ZM260 42H256V43H253L252 44V50H258L259 49V47L260 46H258V45H260L259 44ZM257 44V45H256ZM200 48V47H199ZM57 57V56H56ZM52 58H53V55H50V61H53V62H55V61H57L58 60V57H57V59L56 60H52ZM184 58H187V55L185 54V56H184ZM98 61L99 60H97V63H98ZM193 68H194V70H193V75H195V73H196V71L199 69V67H198V64H194V66H193ZM26 73L27 72H30L31 70L29 69V68H25V70H24ZM131 71V69L129 68V69H125V70H123V72L125 73V74H127L128 72H130ZM246 71H249V69L247 68L246 69ZM113 74H115V73H113ZM28 78V77H27ZM27 78L24 80V83L26 82V80H27ZM106 79H103V81H105ZM176 84H177V87H179V89H180V87H181V85H180V80H175L174 81ZM128 88V90H126ZM38 88L36 87V90H37ZM125 92H132V90L130 89V87H127V86H125ZM120 98V97H119ZM121 98H122V100H121V105H126L127 103H129L130 101H131V94H124V95H122L121 96ZM252 100H248V102H251ZM134 112H136V110L134 111ZM132 113H130L129 114V118H131V119H133L132 118ZM176 118V117H175ZM146 123V122H145ZM145 123H144V125H142V127H141V129H143V130H147V129H153V127H151L150 126V124L148 123L147 125H145ZM180 130L183 132L182 134H183V136L185 137H187V124H182V126H180ZM70 152V150H66V154H68ZM132 153V152H131ZM130 153V154H131ZM75 171H78V170H75ZM82 170H79V172H81ZM211 171L212 172H214V170L213 169H211ZM83 173V172H82ZM143 176L141 177V178H136V180H135V183H136V185H139L138 186V188L139 189H141V187H144V188H147V187H149V186H151L152 187V193L150 194L151 195V197L153 198V197H156L157 196V193H159V188L157 187V185L156 184H160V181L158 180V178H156V180H157V183H153V182H151V181H153L152 180V175L150 174V173H147V172H144V174H142ZM118 179V177L116 178V180ZM161 185V184H160ZM159 185V186H160ZM138 189V190H139ZM155 189V190H154ZM80 192H78V194H79ZM147 201V204L149 205L150 204V200L149 199H147L146 200ZM136 205H140V202H137V204ZM153 211H154V209H153V206H152V208H151ZM144 212L145 213H147V216H148V218H149V222H151V223H159V224H162L165 228L167 227V224L165 223V222H163L162 220H160L159 219V217H157V216H155L154 214L156 213V211H154L153 212V214L151 213L152 211H150V209L149 208H146L145 210H144ZM151 215V216H150ZM158 219V220H157ZM222 237H224V236H222ZM34 251V250H33ZM108 264H115L114 262H112V261H110ZM129 264H132V263H129Z\"/></svg>","mask_w":264,"mask_h":264}]
</instances>
